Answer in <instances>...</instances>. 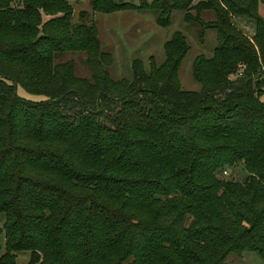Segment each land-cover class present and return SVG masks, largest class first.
Masks as SVG:
<instances>
[{
	"label": "trees",
	"instance_id": "16d2710c",
	"mask_svg": "<svg viewBox=\"0 0 264 264\" xmlns=\"http://www.w3.org/2000/svg\"><path fill=\"white\" fill-rule=\"evenodd\" d=\"M88 5L150 7L160 26L178 9L216 43L192 61L198 90L178 82L188 48L178 32L159 64L149 57L145 72L132 60L129 81L112 79L87 12L70 22L65 0H0V264L19 251L25 264H225L243 252L264 261V0ZM241 17L250 36L232 21ZM235 163L242 181L216 177Z\"/></svg>",
	"mask_w": 264,
	"mask_h": 264
},
{
	"label": "rangeland",
	"instance_id": "374dc122",
	"mask_svg": "<svg viewBox=\"0 0 264 264\" xmlns=\"http://www.w3.org/2000/svg\"><path fill=\"white\" fill-rule=\"evenodd\" d=\"M71 6L70 22L77 20L79 11L87 12V19L94 23L96 36L102 50L106 51L111 57V64L107 68L109 77L112 79H121L129 81L131 79L130 64L132 60H139L143 70L148 71L149 57L155 64L163 60V43L169 39L173 32L180 33L185 43L187 51L177 67V79L180 87L184 90H198L199 85L191 76V64L195 57H209L215 46V32L212 29H204L199 34V29L195 25H187L183 21V12L178 9H172L168 15V23L160 26L156 22L155 11L150 8L144 9H126L113 11L109 13H100L92 11L89 8L88 0H65ZM115 3H133L138 0H113ZM147 4L152 0H145ZM196 1L191 0V5ZM256 13L264 19V6L258 5ZM43 19L46 17L42 16ZM212 18L210 11H203L200 14L202 22ZM236 27L244 34L250 36L252 33L251 22L247 19L232 18ZM71 58L75 62V74L77 76L87 75V69L81 62L80 55H64L62 59ZM263 93L259 99L264 103V74ZM16 95L29 100L42 99L41 95L28 94L18 85L15 86ZM224 172L219 171L215 175L220 179H231L233 181H242L245 172L241 169L239 163L227 166ZM3 222V216L0 214V227ZM3 252V233L0 232V254ZM28 259L27 251L15 253L14 262L16 264H25ZM225 264H264L256 254L252 252H243L240 255L229 253L225 259Z\"/></svg>",
	"mask_w": 264,
	"mask_h": 264
},
{
	"label": "built area",
	"instance_id": "2783aa9c",
	"mask_svg": "<svg viewBox=\"0 0 264 264\" xmlns=\"http://www.w3.org/2000/svg\"><path fill=\"white\" fill-rule=\"evenodd\" d=\"M194 1H197V0H194ZM222 172H224V171H222Z\"/></svg>",
	"mask_w": 264,
	"mask_h": 264
}]
</instances>
